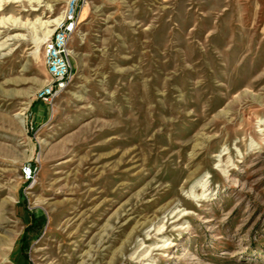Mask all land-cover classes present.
Instances as JSON below:
<instances>
[{"label": "rangeland", "instance_id": "rangeland-1", "mask_svg": "<svg viewBox=\"0 0 264 264\" xmlns=\"http://www.w3.org/2000/svg\"><path fill=\"white\" fill-rule=\"evenodd\" d=\"M67 2L0 0V264H264V0H87L48 102Z\"/></svg>", "mask_w": 264, "mask_h": 264}, {"label": "built area", "instance_id": "built-area-1", "mask_svg": "<svg viewBox=\"0 0 264 264\" xmlns=\"http://www.w3.org/2000/svg\"><path fill=\"white\" fill-rule=\"evenodd\" d=\"M87 0H68L60 20L44 43V58L50 80L37 91V98L52 101L73 80L76 73L72 40L79 25L80 11ZM25 172L30 177L32 167Z\"/></svg>", "mask_w": 264, "mask_h": 264}, {"label": "bare ground", "instance_id": "bare-ground-1", "mask_svg": "<svg viewBox=\"0 0 264 264\" xmlns=\"http://www.w3.org/2000/svg\"><path fill=\"white\" fill-rule=\"evenodd\" d=\"M60 20V17H56L54 19H51V20H44L42 21V26H43V29H45L44 31V35H45V38H47L48 36L51 35V33L53 32L54 28H52L54 26V24H56L58 21ZM14 21V20H13ZM16 22V20H15ZM23 22V21H22ZM21 22V23H22ZM14 24V23H13ZM24 25V23H22ZM21 24V25H22ZM17 26V24H15ZM20 25V24H19Z\"/></svg>", "mask_w": 264, "mask_h": 264}]
</instances>
